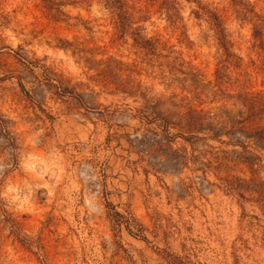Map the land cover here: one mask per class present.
<instances>
[{"label":"rangeland","instance_id":"1","mask_svg":"<svg viewBox=\"0 0 264 264\" xmlns=\"http://www.w3.org/2000/svg\"><path fill=\"white\" fill-rule=\"evenodd\" d=\"M163 1L0 0V264H264V0Z\"/></svg>","mask_w":264,"mask_h":264},{"label":"trees","instance_id":"2","mask_svg":"<svg viewBox=\"0 0 264 264\" xmlns=\"http://www.w3.org/2000/svg\"><path fill=\"white\" fill-rule=\"evenodd\" d=\"M108 5L113 7L117 11V16L121 22L122 31L126 32L130 28V20L126 14V11L124 10L125 3L124 0H107ZM236 2H241L240 0H234ZM177 4L176 0H164L163 5L169 10V11H175ZM177 11V10H176ZM173 16L176 14H172ZM213 22L217 28V34L219 36V40L221 42V45L224 47L226 51L229 50L228 47V41L226 39V35L224 32V29L221 27V23L218 21L216 16H212ZM139 29V28H138ZM140 38V35H139ZM142 42V40H141ZM147 43V42H146ZM145 43V45H146ZM144 44V42H143ZM151 46V50H154V47L152 44H149ZM245 103H242L243 107L247 110V115L243 116V112L238 113L239 119H233L231 117L230 113L226 114L227 121L225 122V126H223V121L220 122L219 120L214 127L215 131H213V137H219V133H224L228 135L238 134L246 139H252L256 141L258 144L263 145L264 144V126H255V122L260 114H264V99L258 100V98H245ZM188 117V125L186 127V133H188V138L184 137V135H181L184 139H189L191 137H196L195 133L199 132L200 130H211L210 127H203V122L207 121L208 119H213L210 116L202 115L198 113L195 109H191L189 112ZM166 128L169 127L170 122L165 121ZM246 124H248L246 126ZM223 127V128H222ZM168 130V129H167ZM168 133V132H167ZM221 136V135H220ZM235 142L239 143V145L242 146L244 151L249 154L250 156L253 155V152L248 150V145L242 143L241 141L236 140ZM115 223L120 224L121 223V215L118 212H115ZM114 217V216H113ZM140 231V229L138 230Z\"/></svg>","mask_w":264,"mask_h":264}]
</instances>
